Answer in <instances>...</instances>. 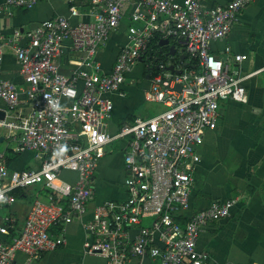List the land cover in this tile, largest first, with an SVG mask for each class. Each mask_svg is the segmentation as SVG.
I'll list each match as a JSON object with an SVG mask.
<instances>
[{
    "label": "built area",
    "instance_id": "obj_1",
    "mask_svg": "<svg viewBox=\"0 0 264 264\" xmlns=\"http://www.w3.org/2000/svg\"><path fill=\"white\" fill-rule=\"evenodd\" d=\"M41 1L8 0L0 14L12 8L30 9ZM131 1L91 0L88 22L72 24L66 17L46 21L30 34L29 47L17 51L28 88L0 79V101L7 107L0 129L9 132L17 151H32L40 159L38 169L12 171L0 156V264H31L65 244L64 228L89 213L100 161L115 142L125 148L127 198L92 209L84 223L89 237L86 253L105 258L107 264H130L132 258L145 255L153 264L209 263V254L197 247L201 233L209 224L230 217L237 200L213 202L185 224L178 216L190 206L199 148L206 133L217 128L221 103L248 102L244 81L255 73L241 76L211 52V45L228 37L254 0H232L211 9L202 0L182 4L139 0L143 9L132 14V21L144 27L129 28L128 43L120 49L112 71L105 72L97 53L119 28L123 9ZM70 11L72 16L78 13L75 7ZM156 32L184 41L188 64L182 74L163 70L150 79L146 98L161 103L165 107L161 113L135 118L111 133L114 104L106 95L120 90ZM69 50L80 67L64 75L57 61ZM1 54L0 44V58ZM247 59L234 56L236 63ZM65 171L75 173L76 180H62ZM35 186L49 192L34 199L22 225L10 215L2 216V209L15 205L16 190ZM135 228L138 233L131 238ZM18 253L28 260L18 262Z\"/></svg>",
    "mask_w": 264,
    "mask_h": 264
},
{
    "label": "crops",
    "instance_id": "obj_2",
    "mask_svg": "<svg viewBox=\"0 0 264 264\" xmlns=\"http://www.w3.org/2000/svg\"><path fill=\"white\" fill-rule=\"evenodd\" d=\"M7 1L0 0V7ZM176 1L182 4L185 0ZM231 1L202 0V4L206 9H211L227 6ZM72 7L77 9L75 16L71 14ZM92 7L91 0H43L30 9L12 8L0 14V79L28 88L20 71L17 51L29 47L30 34L46 21L57 17H66L72 24L91 21ZM139 9H143L139 0H132L125 6L119 28L97 53L96 60L103 71L110 72L114 68L120 49L129 41V28L144 27V23L132 21V14ZM17 32H20L19 37L16 36ZM182 42L172 39V44L178 50L185 47ZM211 52L237 69L241 76L255 74L244 81L247 103L233 100L221 103L217 128L206 133L203 145L199 148L200 161L194 173L190 206L179 214L178 221L185 224L213 202L235 199L237 202L231 216L209 224L201 233L197 247L209 254L208 264H264V0H254L249 4L228 37L212 43ZM235 55H246L248 59L236 63ZM57 63L64 75H71L80 67L70 50ZM146 72V64L139 60L120 90L106 95L114 104L109 121L111 133H116L135 118L148 119L163 111L149 108L152 101L147 100L146 92L151 83L146 79ZM6 109V104L0 101V110L6 113ZM22 109L28 111L26 106ZM17 148V143L9 138V132L0 129V156H5L10 170L40 167L36 153L19 152ZM124 156L125 148L121 142H115L107 148V154L100 161L95 176V196L89 213L82 220L65 226V244L61 248L31 264H107L105 258L86 253L85 242L89 237L84 223L90 220L96 205L126 200ZM60 177L64 181L74 182L77 175L65 171ZM32 188L37 191L36 196L32 197L28 189L24 190L14 206L1 210L2 216L10 215L18 225H22L34 199L45 196L37 190H42L41 186ZM137 233L138 228L132 229L131 238ZM2 239L5 240L4 237ZM16 259L25 263L28 256L18 253ZM130 264L153 263L150 256L145 255L132 258Z\"/></svg>",
    "mask_w": 264,
    "mask_h": 264
},
{
    "label": "water",
    "instance_id": "obj_3",
    "mask_svg": "<svg viewBox=\"0 0 264 264\" xmlns=\"http://www.w3.org/2000/svg\"><path fill=\"white\" fill-rule=\"evenodd\" d=\"M182 45H185V42H182ZM165 47H169V51L165 49ZM179 55V59L181 62H184V65H182L179 69L176 67L173 63H171V58L176 57ZM153 56H150V59ZM154 61L156 63H159L157 65V69H163L165 71H171L177 74H182L183 73V67L188 64L186 61L187 55H186V48H182L181 50H178L175 44H172V39L171 38H164L159 41L158 43V50L154 55ZM140 61H143V58L139 59ZM162 62H165L164 64ZM146 79L149 81L150 76L146 75ZM178 89H180V86H177ZM5 111L0 110V119L5 118Z\"/></svg>",
    "mask_w": 264,
    "mask_h": 264
},
{
    "label": "trees",
    "instance_id": "obj_4",
    "mask_svg": "<svg viewBox=\"0 0 264 264\" xmlns=\"http://www.w3.org/2000/svg\"><path fill=\"white\" fill-rule=\"evenodd\" d=\"M162 39H164V36L161 34V33H154V35H153V37H151V39H150V41H149V43H148V45H147V50H146V54H145V56L144 57H142L143 58V61H144V63L146 64V67L148 66V64L149 63H151L150 61H153L154 62V55H155V53L157 52V50H158V43H159V41L160 40H162ZM172 39V38H171ZM174 40H177V39H174ZM165 49L167 50V51H169V47H165ZM150 56H153L151 59H150ZM163 64L165 63V62H162ZM171 63H173L176 67H178V66H182V65H184V62H181L180 61V59H179V55H177L176 57H174V58H171ZM157 65H159V63H157ZM147 71H148V69H147ZM163 71V69H160V70H158L157 69V67H154L153 68V71H152V73H151V78H153L154 76H156V75H158L160 72H162ZM146 74H147V72H146ZM62 174V173H61ZM61 176V175H60ZM40 191V194H43L44 193V195H46L47 194V192H49V191H46V190H41L40 188H38V192ZM24 192V190H16L15 192H14V194H15V196L16 197H18V196H20L22 193ZM14 230H11V233L12 234H14Z\"/></svg>",
    "mask_w": 264,
    "mask_h": 264
},
{
    "label": "rangeland",
    "instance_id": "obj_5",
    "mask_svg": "<svg viewBox=\"0 0 264 264\" xmlns=\"http://www.w3.org/2000/svg\"><path fill=\"white\" fill-rule=\"evenodd\" d=\"M150 106H149V108H150V110H152V111H154V110H164L165 109V107L161 104V103H157V102H151L150 104H149ZM38 190V189H37ZM27 192H28V194H30V196H36L35 195V192H37L36 190H34V188H30V189H28L27 190ZM38 196H39V194H38ZM37 196V197H38ZM7 213H4V215H6Z\"/></svg>",
    "mask_w": 264,
    "mask_h": 264
},
{
    "label": "flooded vegetation",
    "instance_id": "obj_6",
    "mask_svg": "<svg viewBox=\"0 0 264 264\" xmlns=\"http://www.w3.org/2000/svg\"><path fill=\"white\" fill-rule=\"evenodd\" d=\"M150 62L151 63H149L148 66H147L148 71H147V74L146 75H149L150 76V79H151V73L153 71V68L157 66V63L155 61L154 62L153 61H150Z\"/></svg>",
    "mask_w": 264,
    "mask_h": 264
}]
</instances>
